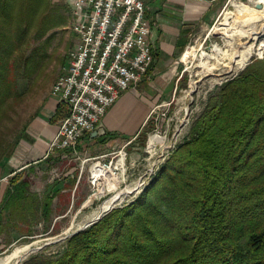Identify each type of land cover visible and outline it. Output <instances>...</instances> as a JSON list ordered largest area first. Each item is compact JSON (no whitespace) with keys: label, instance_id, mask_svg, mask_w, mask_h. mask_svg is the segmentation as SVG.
Here are the masks:
<instances>
[{"label":"trees","instance_id":"16d2710c","mask_svg":"<svg viewBox=\"0 0 264 264\" xmlns=\"http://www.w3.org/2000/svg\"><path fill=\"white\" fill-rule=\"evenodd\" d=\"M51 4L0 0V122L18 78L41 64L33 59L40 49L16 53L29 48V33L40 39L57 27L53 19L62 20ZM62 114L58 105L53 119ZM5 143L0 136V164L10 153ZM15 176L0 201L8 223L48 219L59 189L40 196ZM22 264H264V60L208 98L187 138L131 204L68 238L56 255Z\"/></svg>","mask_w":264,"mask_h":264},{"label":"rangeland","instance_id":"374dc122","mask_svg":"<svg viewBox=\"0 0 264 264\" xmlns=\"http://www.w3.org/2000/svg\"><path fill=\"white\" fill-rule=\"evenodd\" d=\"M254 1L225 0V6L215 22L185 49L194 48V60L187 64L182 61L183 54L181 55L180 79L171 99L155 109L152 118L147 120L145 129L136 139L124 147L113 146L102 157L97 156L94 151L85 154L63 151L68 158L56 160L53 157L43 164L26 168L15 176V181L26 177L27 191L30 193L44 196L54 189H59V192L52 201L49 218H38L31 227L25 223L15 227L8 223L6 212H0V264H7L12 250L21 245L35 244L40 247L48 243L41 250L26 257L25 261L39 254L56 255L62 251L72 233L79 229L84 231L112 210L131 204L147 188L177 146L187 138L192 123L205 108L208 98L225 83L237 77L253 60H264V54L260 55L257 51L259 44L264 41V18L246 19L242 16L235 22L234 29L232 28L235 31L243 30L239 36L230 34L231 29H227L229 35L221 30L226 12L235 9L234 3L258 10ZM51 6L62 19L51 21L50 25L56 22L57 27L40 39L32 40L33 32L29 33V48L25 46L15 55V58L20 52L29 55L31 50L40 49L33 59L41 64L29 78H18L16 94L8 101L0 122V136L6 142L5 146L8 145L9 156L16 136L21 134L23 128L37 114L45 97L51 95L52 85L63 72V67L69 60L68 54L74 48L75 37L70 30L68 5L58 2ZM258 11L264 15L263 7ZM250 45L253 46V54L246 58L244 52ZM154 135L162 137L163 142L149 147V138ZM55 155H58L57 151ZM8 158L5 157L0 164V194L5 187L14 183L12 177H4L11 169L7 164ZM98 162L102 166L110 167L118 177L116 190L99 193L100 186H103L102 181H95L91 173L93 165ZM126 190L131 192L122 194L112 209L96 218L104 202L112 195ZM90 197L91 202L87 204ZM29 230L33 236H24ZM24 260L19 264L24 263Z\"/></svg>","mask_w":264,"mask_h":264},{"label":"built area","instance_id":"2783aa9c","mask_svg":"<svg viewBox=\"0 0 264 264\" xmlns=\"http://www.w3.org/2000/svg\"><path fill=\"white\" fill-rule=\"evenodd\" d=\"M69 9L75 44L51 88V96L67 114L49 153H75L80 139L98 134L109 108L146 77L153 62L142 0H69Z\"/></svg>","mask_w":264,"mask_h":264},{"label":"crops","instance_id":"0c3cea01","mask_svg":"<svg viewBox=\"0 0 264 264\" xmlns=\"http://www.w3.org/2000/svg\"><path fill=\"white\" fill-rule=\"evenodd\" d=\"M51 1L54 4L62 2L69 7V0ZM142 1L145 18L150 25L149 41L153 62L146 77L135 88L121 93L109 108L102 119L99 133L92 132L80 139L73 154L94 151L97 156L102 157L113 146L124 147L136 139L145 129L151 110L169 102L177 89L183 51L209 29L225 6V0ZM57 107L51 95L45 97L7 159L11 169L4 175L5 178L43 164L53 157L56 160L68 158L65 153L59 157L55 155V151L49 153L50 142L63 119V114L53 119ZM3 193L4 191L0 194V201Z\"/></svg>","mask_w":264,"mask_h":264},{"label":"bare ground","instance_id":"6f19581e","mask_svg":"<svg viewBox=\"0 0 264 264\" xmlns=\"http://www.w3.org/2000/svg\"><path fill=\"white\" fill-rule=\"evenodd\" d=\"M254 4L255 5L259 4L264 8V0H255ZM233 7L235 8L234 11L226 12V14L224 16L223 23H222V25L224 27L221 28V30H223L226 35H229L227 29L232 30L235 22L237 20H239L242 16L246 19H252V18L262 19V18H264V15H262L261 12L258 11L259 9L255 10V9L246 8V7H244L238 3H234ZM242 32H243V30L240 31L237 29L236 31L232 30V32L230 34H233V36L234 35L239 36L242 34ZM257 51L260 55L264 54V41H262L259 44V46L257 47ZM244 54H245L246 58L251 57L253 54V46L250 45V46L246 47ZM195 56H196V53H195L194 48L188 49L183 53L182 61L187 63V64L191 63L194 60ZM203 56H205V55H203ZM193 63H195V62H193ZM162 142H163L162 137H159L157 135L151 136L149 138V147H153L156 144H159ZM122 163L123 162H121V165H122ZM91 172H92V176H93L95 181H102L103 186H100V189H99L100 194L104 193L105 191L116 190V184L118 183V177H116L113 174V171L110 167H105V166H102L101 164L96 163L93 165ZM130 192H131L130 190H126L123 193H116V194L112 195L106 202H104L103 206L100 207V210L96 215V218H98L103 213L112 209L114 204L120 200L122 194H128ZM90 202H91V197L88 199L87 204ZM36 248H38V246L35 244L21 245V246L15 247L12 250V252L10 253V256L7 260V264H19L21 261H23L29 255L36 253L37 252L35 250Z\"/></svg>","mask_w":264,"mask_h":264},{"label":"water","instance_id":"95a60500","mask_svg":"<svg viewBox=\"0 0 264 264\" xmlns=\"http://www.w3.org/2000/svg\"><path fill=\"white\" fill-rule=\"evenodd\" d=\"M255 6H256L257 9H260V8L262 7V6L259 5V4H256ZM94 134H95V133H94ZM80 231H82V229H79V230L76 231L75 233H72L69 237H71V236L77 234V233L80 232ZM47 244H48V243H46V244H44V245H42V246L36 248L35 250H36V251H39V250H41L44 246H46Z\"/></svg>","mask_w":264,"mask_h":264}]
</instances>
